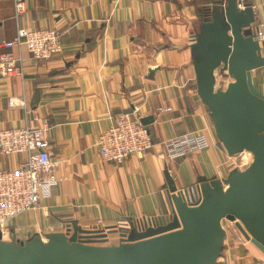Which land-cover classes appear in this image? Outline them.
<instances>
[{"label": "crops", "instance_id": "crops-1", "mask_svg": "<svg viewBox=\"0 0 264 264\" xmlns=\"http://www.w3.org/2000/svg\"><path fill=\"white\" fill-rule=\"evenodd\" d=\"M218 1L26 0L27 10L17 20L13 0H0V42L23 24L58 28L63 43L46 59L24 51L23 77L0 75V125L47 116L53 124L51 156L60 162L57 193L12 221L13 231L46 239L73 224L95 229L102 219L107 236L99 243L118 244L120 225L164 206L167 169L179 188L202 176L227 177L235 169L236 156L219 138L199 93L195 67L203 12L218 9ZM238 2L252 6V30L264 32V0ZM253 79L264 93V65L253 69ZM132 109L147 122L154 145L143 157L130 155L121 163L105 159L98 135ZM201 130L208 146L170 154L166 139ZM25 158L24 152L0 153V167H17ZM216 264H264V250L234 231L226 234Z\"/></svg>", "mask_w": 264, "mask_h": 264}, {"label": "water", "instance_id": "water-1", "mask_svg": "<svg viewBox=\"0 0 264 264\" xmlns=\"http://www.w3.org/2000/svg\"><path fill=\"white\" fill-rule=\"evenodd\" d=\"M224 2L218 1V9L207 7L202 15L195 64L198 90L228 151L250 150L254 160L225 178L200 177L195 185L202 198L195 203L187 201L189 189L179 188L167 169L173 219L144 229L132 221L120 225L118 244H101L107 232L76 224L51 231L46 239L36 233L20 243L2 239L0 231V264H216L226 236L224 218L234 220L264 250V93L253 79V69L264 65V54L252 30V6ZM220 66L233 79L217 89Z\"/></svg>", "mask_w": 264, "mask_h": 264}, {"label": "built area", "instance_id": "built-area-1", "mask_svg": "<svg viewBox=\"0 0 264 264\" xmlns=\"http://www.w3.org/2000/svg\"><path fill=\"white\" fill-rule=\"evenodd\" d=\"M15 17L18 20L27 10L26 0H13ZM256 38L264 42V32L256 30ZM0 75L20 76L25 74L24 51H28L36 59H46L63 49L62 35L55 27H29L19 24L12 38L0 42ZM11 100V98H9ZM21 104L26 108L25 100ZM28 110H26L27 112ZM52 123L45 115H35L34 121L23 125H0V153H26L25 160L17 167H0V231L1 238L23 242L28 238L13 231L11 226L18 216L28 209L40 206L41 199L57 193L60 179L55 171L59 160L51 156V143L48 131ZM170 154L183 155L208 146L209 140L205 132L190 131L165 141ZM102 156L117 163L123 162L130 155L143 157L154 145L151 130L147 122L142 121L136 109L119 114L114 122L97 137ZM223 178V177H222ZM225 178V177H224ZM226 186V183H224ZM186 195L188 202L195 203L202 198V192L195 184L188 185ZM183 189V188H182ZM174 206L168 199L164 206L153 215L130 217L140 229L147 226L166 224L173 219ZM226 220L229 224H224ZM226 234L238 231L244 236L234 220L224 218L222 221ZM102 219H98V227L102 229ZM243 239L244 237H239Z\"/></svg>", "mask_w": 264, "mask_h": 264}, {"label": "rangeland", "instance_id": "rangeland-1", "mask_svg": "<svg viewBox=\"0 0 264 264\" xmlns=\"http://www.w3.org/2000/svg\"><path fill=\"white\" fill-rule=\"evenodd\" d=\"M216 76H217V82H216L217 89L225 88L227 86L228 81L230 79L231 80L233 79L232 74L226 72L225 69H223V66H220L219 68L216 69ZM235 156L237 161L235 168H239V169L246 168L254 160V153L250 150L237 152L235 153ZM224 224L226 225L229 223L226 220H224Z\"/></svg>", "mask_w": 264, "mask_h": 264}]
</instances>
